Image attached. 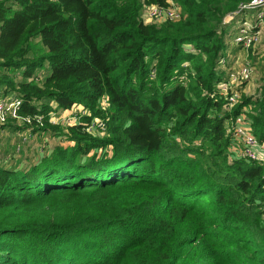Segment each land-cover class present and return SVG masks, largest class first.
<instances>
[{"label":"trees","instance_id":"1","mask_svg":"<svg viewBox=\"0 0 264 264\" xmlns=\"http://www.w3.org/2000/svg\"><path fill=\"white\" fill-rule=\"evenodd\" d=\"M167 1L0 0V87L44 116L32 133L74 143L0 162V264H264V165L230 160L227 128L247 113L264 143V71L231 112L218 91L237 35L223 17L248 0H174L182 20L142 22ZM74 105L91 117L49 123Z\"/></svg>","mask_w":264,"mask_h":264},{"label":"built area","instance_id":"2","mask_svg":"<svg viewBox=\"0 0 264 264\" xmlns=\"http://www.w3.org/2000/svg\"><path fill=\"white\" fill-rule=\"evenodd\" d=\"M183 16L182 6L174 0H168L166 5H144L140 18L145 25H162L167 22H178L182 20ZM237 21L241 22V26L233 43L245 49L254 48L260 43L264 32V0H248L241 3L229 19V22ZM222 66H226V60L222 61ZM255 70L256 66L249 60L237 61L229 69L227 80L218 85L219 95L227 102L226 110L231 112L240 104L244 91L243 85L251 81ZM155 75L156 69L154 67L152 76ZM38 79L40 81V77ZM23 104L24 101L21 96L0 87V133H3L10 123L29 129L19 135L20 141L17 145L16 156L22 153L25 146L32 143L34 137L32 131L36 128L45 127L44 116L22 114ZM108 105L107 98L100 100L101 108L106 109ZM249 110L250 108L246 109V111ZM81 116L91 117V114L82 106L74 105L70 111L51 112L49 123L67 132L69 127L81 123ZM227 128L228 134L231 135L230 160L243 158L264 165V143H261L253 135L247 113H243L235 120L228 122ZM84 130L94 137H104L107 135V122L101 118H93L90 122L85 123ZM56 140L62 142L59 137ZM41 149L43 151L45 146H42Z\"/></svg>","mask_w":264,"mask_h":264},{"label":"rangeland","instance_id":"3","mask_svg":"<svg viewBox=\"0 0 264 264\" xmlns=\"http://www.w3.org/2000/svg\"><path fill=\"white\" fill-rule=\"evenodd\" d=\"M234 12H235V10L232 12L226 13L223 17V23L225 25H227L226 27H228V30L231 33L234 31L237 32L240 29L239 27L241 26L240 21L229 22L230 15L233 14ZM230 41H231V44H233V39ZM230 41H229V43H230ZM233 47H234V44H233ZM240 50H242V52H240ZM263 54H264V32L262 34V38L260 40V43L258 45H256L254 48L245 49V48L241 47L236 51L234 50L233 52L231 49L229 50V53H228L229 59L234 60L235 63L237 61L242 62L244 60H249L256 66V70L253 74L251 81H249L247 83V84H250V82L253 83L255 81L254 89H251L249 86L246 87L247 84L243 85V87H246V88H244L245 90L243 91V94L246 96L248 94H249L248 96L254 94V92L257 89V86H255V85L261 84L260 72L264 71V69H263V67H264V56H263ZM230 62H231V60H230ZM233 66H234V64H233ZM248 89H251V91H248ZM20 128H21L20 130H22V131H18V130L15 131V130H13V128H10L8 130H5L3 133H0V162L1 163H4L5 161H9V163H11L12 160L17 159L16 158L17 157L16 156L17 155L16 149H17V144L20 140L19 135L21 133L22 134L25 133L24 128L23 127H20ZM33 136L34 137H33L32 143L30 144L29 147L26 146V148L23 151V153H25V154L26 153L30 154V157L24 158V161L27 160L28 158H30V160L33 161L38 157L39 152L47 153L48 150H50V149L53 150L56 146L71 147V144L74 145L73 142H71V144H70V141H66L63 139H62V142H58V140H56V138L54 139V135L46 136L45 134H41L37 130H35L33 132ZM43 136H46V137H43ZM40 137H43V139H40ZM42 146H45V149L43 151H42V149H40ZM39 160L40 159H37L36 162L34 163V165H36Z\"/></svg>","mask_w":264,"mask_h":264},{"label":"crops","instance_id":"4","mask_svg":"<svg viewBox=\"0 0 264 264\" xmlns=\"http://www.w3.org/2000/svg\"><path fill=\"white\" fill-rule=\"evenodd\" d=\"M230 49L232 50V52L235 50H238V46H236L234 43V47H233V44H231V41H230ZM243 50V49H242ZM242 50H240V52H242ZM264 56V54H263ZM232 62H234V60L230 59ZM235 64V63H234ZM256 80V79H255ZM254 84H255V81L253 83L250 82V84H247L246 87H250L251 89H254ZM255 86H259L258 85H255ZM244 87V88H246ZM251 89H248V91H251ZM245 90V89H244ZM255 93V92H254ZM249 95V94H248ZM253 95V94H252ZM43 137H46V136H43ZM43 137H40V139H43ZM71 144V142H70ZM30 145H28L27 147H29ZM71 146H73V144H71ZM26 148V146H25ZM24 148V149H25ZM24 149L22 150V155L19 154V156H15L17 159L15 160H12L11 163H10V166L13 167V168H16V169H29L30 167L34 166V163L36 162L37 159H40V157H42L44 155V152H39V155L38 157L35 159V160H30V158H28L27 160L24 161V158L26 157H30V154L28 153H23ZM41 149V148H40ZM41 151V150H40Z\"/></svg>","mask_w":264,"mask_h":264}]
</instances>
